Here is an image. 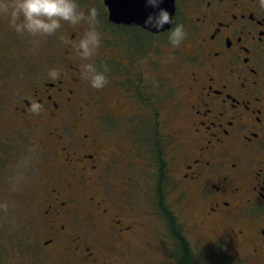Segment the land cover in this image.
<instances>
[{
  "label": "flooded vegetation",
  "instance_id": "af4514ba",
  "mask_svg": "<svg viewBox=\"0 0 264 264\" xmlns=\"http://www.w3.org/2000/svg\"><path fill=\"white\" fill-rule=\"evenodd\" d=\"M79 3L99 9L110 84L92 88L81 75L85 61L72 42L88 25L62 21L56 33L38 35L54 47L59 77L49 76L47 62L26 66V85L0 110L10 123L2 142L23 146L27 138L41 164L30 204V254L61 264H123L118 256L130 259L132 252L123 249L142 233L147 253L152 241L162 249L166 244L174 255L167 262L178 264L186 243L185 256L194 264L195 234L207 240L200 256L208 264H264V0H173L174 22L187 33L178 47L167 30L114 23L104 0ZM136 28L148 36L140 48L125 33ZM0 30L31 35L17 32L5 15ZM100 58L98 50L91 58L98 70ZM150 87L158 101L139 104L136 90ZM34 104L42 107L34 110ZM146 113L164 151L159 162L169 222L156 202L144 213L117 188L124 167L135 165L130 155L149 164L150 178L143 179L150 188L158 171L151 163L159 162L141 155L136 137ZM192 206L195 215L186 223L180 214Z\"/></svg>",
  "mask_w": 264,
  "mask_h": 264
},
{
  "label": "rangeland",
  "instance_id": "374dc122",
  "mask_svg": "<svg viewBox=\"0 0 264 264\" xmlns=\"http://www.w3.org/2000/svg\"><path fill=\"white\" fill-rule=\"evenodd\" d=\"M99 19V27L103 33L102 42L98 49L101 56L99 59L100 70L103 71L104 66L107 65L109 69L106 72L107 83L110 84L112 63L108 60L109 51L106 45L107 42L104 40L106 28L102 19ZM125 33L127 36L128 34L132 35L131 38L134 41L131 42H133V45L136 44L134 46L137 48L148 41V36L144 30L136 28L125 31ZM45 37L38 35L26 37L17 35L14 37L12 34L6 35L5 32L0 30V110L1 108H7L12 95L22 89L20 87L26 85V81L23 80L26 77V66H39L41 63L47 62L45 64L47 68L50 66L55 67L54 58L52 57L55 49L47 43ZM111 92L116 93L114 88ZM116 95L123 96L124 94L118 92ZM2 114H0V150H4L6 156L0 157V264H61L53 259L47 262L44 260L45 256L43 255L35 258L30 254V247L33 244L31 242L33 226L30 224V221H32L30 220V204L34 199V185L38 178L36 174L41 164L39 160L36 161L34 148L26 137L23 146L12 140L2 142V137L8 135L5 125L10 127V123L6 121ZM125 114H128V111H125ZM122 121L127 126V118L122 119ZM120 128L125 129L123 123H120ZM10 131L13 130L10 129ZM127 160L132 161L135 165H126L124 176L119 173L121 175L120 180L126 177V181L124 183L117 179V188L124 189L126 193L130 194V199L136 206L138 205V210L147 213L146 208H149L153 211L154 204L152 203L150 184L147 186L145 180L147 177L150 178L149 164H145V160H140L139 157L131 155L127 157ZM143 176H145L144 179ZM120 194L125 196L122 192ZM194 210H196V206L187 208L182 213L177 212L181 213V220L185 216L187 223L189 215H195ZM157 213H159L158 210ZM157 213L154 215H157ZM145 215L150 217L148 214ZM154 219L157 220V218L151 216L152 223ZM158 225H161V223L159 222ZM138 227L144 226L138 225ZM162 229L164 230V228ZM200 237L195 234L190 237L194 251L193 253L191 250V255L196 257L194 264H208L209 261L202 260L204 258L200 256L205 251L201 245L205 244L207 240L203 241L205 237ZM142 238L143 235L140 233L135 243L131 244L129 248L123 249L124 252H132L130 259L127 257L126 260V255L123 257L119 255L118 261L123 264H148V259H151L152 262L165 259L167 262L168 259L170 260L174 256L173 249H168L166 244H164L165 249H162L154 241H152L150 252L147 253ZM167 252H170L169 256L166 255ZM166 264L170 263L167 262Z\"/></svg>",
  "mask_w": 264,
  "mask_h": 264
},
{
  "label": "clouds",
  "instance_id": "9594fccd",
  "mask_svg": "<svg viewBox=\"0 0 264 264\" xmlns=\"http://www.w3.org/2000/svg\"><path fill=\"white\" fill-rule=\"evenodd\" d=\"M147 8L152 9L144 18L146 30L157 31L164 28L165 24L170 25L167 29V39L173 47H178L187 36L185 26L182 23L174 22L170 12L161 7L163 0H143ZM264 6V5H262ZM0 15L9 17L10 24L17 32H27L31 35H52L62 27V21L70 25L86 23L87 29L72 45L79 56L84 59L81 75L86 79L92 88H102L107 83L106 72L98 70L91 58L95 55L102 42V30L99 27L100 12L93 5L84 9L80 6L79 0H0ZM48 74L51 78H58V68H50ZM42 106L34 104V110Z\"/></svg>",
  "mask_w": 264,
  "mask_h": 264
},
{
  "label": "trees",
  "instance_id": "16d2710c",
  "mask_svg": "<svg viewBox=\"0 0 264 264\" xmlns=\"http://www.w3.org/2000/svg\"><path fill=\"white\" fill-rule=\"evenodd\" d=\"M145 90H136V92H139V104L145 105L147 101L150 102V105H154L156 101H158V98L155 99L156 97V92L154 88L150 87L149 92ZM142 119H140L138 122V132L136 134V137L141 141V155L145 157L146 160L150 161H157L162 160V157L164 155V151L162 148H159L158 142L156 140V135H155V130L153 126L150 125V120H151V115L148 113L141 115ZM155 118V117H153ZM128 127V126H127ZM130 130V127H128ZM142 158V157H141ZM155 165V168L158 170L156 174L152 175V186H151V193L153 195V203L156 202L155 204H159V213L160 215H166L167 221L169 222V218L167 215V212L169 210V207L166 205L165 202V192H164V187L166 186V181H165V170L162 162L159 163H151ZM186 244V243H185ZM182 243L181 246L182 249H184L181 252V258L182 260L178 264H192L189 258L185 256V253L187 252V247L186 245ZM176 250V248H175ZM185 256V257H184ZM190 261V262H189Z\"/></svg>",
  "mask_w": 264,
  "mask_h": 264
},
{
  "label": "water",
  "instance_id": "95a60500",
  "mask_svg": "<svg viewBox=\"0 0 264 264\" xmlns=\"http://www.w3.org/2000/svg\"><path fill=\"white\" fill-rule=\"evenodd\" d=\"M104 4L108 7V17L116 23L123 25H131L135 24L139 27L144 26V18L152 9L147 8L144 5L143 0H104ZM161 7L166 8L172 16H174V8L175 4L173 0H163ZM170 27V25L165 24L164 28L157 31L156 29H152L151 33H160L164 32Z\"/></svg>",
  "mask_w": 264,
  "mask_h": 264
}]
</instances>
